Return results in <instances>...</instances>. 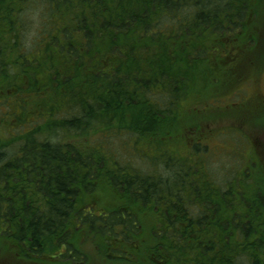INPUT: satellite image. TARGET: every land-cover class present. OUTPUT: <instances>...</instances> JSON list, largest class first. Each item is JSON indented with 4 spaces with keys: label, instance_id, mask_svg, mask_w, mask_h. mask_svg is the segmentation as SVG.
<instances>
[{
    "label": "trees",
    "instance_id": "16d2710c",
    "mask_svg": "<svg viewBox=\"0 0 264 264\" xmlns=\"http://www.w3.org/2000/svg\"><path fill=\"white\" fill-rule=\"evenodd\" d=\"M255 5L0 0V104L8 103L13 128L29 120L20 138L0 142V244L26 258L80 262L87 258L80 239L88 237L105 258L132 264H264V182L253 179V166L219 186L208 159L193 164L165 151L180 132L172 120L185 125L178 107L186 87L212 58L224 59L219 48L236 46ZM32 10L39 29L27 49ZM185 58L192 70L181 66ZM110 118L123 127L109 129ZM85 125L100 131L97 140L47 136ZM121 132L155 163L153 173L118 157L108 137ZM191 149L207 152L197 142ZM170 168L175 181L161 180Z\"/></svg>",
    "mask_w": 264,
    "mask_h": 264
},
{
    "label": "rangeland",
    "instance_id": "374dc122",
    "mask_svg": "<svg viewBox=\"0 0 264 264\" xmlns=\"http://www.w3.org/2000/svg\"><path fill=\"white\" fill-rule=\"evenodd\" d=\"M261 1L254 0L259 4L255 5L257 11L251 13L246 31L237 32L239 38L235 40L236 46L234 48H219L222 53L226 52L223 54L224 59L220 60L222 59L220 55L212 58L211 63L209 62L207 65L206 74L200 76L198 72L191 74V77H199L186 87L187 96L179 102L178 107V113L186 118L185 125L183 128L174 126L176 122L172 120L170 126L173 130L180 132L174 137L173 142H169L165 147L167 153L177 156L178 159L180 157L185 162L195 164L208 159V170L212 174L215 184L219 186L226 184L228 178L243 166H253L251 168L253 179L259 177L264 182V113L262 114L258 107H256L258 110H246V106L243 105L244 97L252 94H258L264 100V0ZM27 15L32 25H29L28 31L24 34L23 46L31 49L36 44L34 40L38 36L40 13L38 10L36 12L32 10ZM222 42L226 46L230 43L228 40H222ZM254 45L259 46L252 48ZM248 48H252L251 51ZM166 62L167 65L165 62L160 64L167 67L169 63ZM150 63L155 64L156 62L152 60ZM189 64V58L181 61L182 67H189V70H192ZM239 89L242 90L239 91ZM5 105L7 106L8 103L0 104V142L2 143L20 138L21 136L18 135L27 131L29 125L27 118H24V125L14 128L13 122L5 123L9 118L8 115H4L7 110ZM18 109L19 106L15 105L13 112L16 113ZM242 109L247 112H242ZM189 114L195 116L192 117L193 122L188 119ZM107 121H111L109 129L123 127V124L117 119L110 118ZM98 133L93 129V126L85 125L79 133H75L71 129L65 134L54 132L47 136L53 141L78 143L79 139H83L85 143H89ZM126 134L125 132L109 133L108 140L116 148L118 157L132 161L135 168L141 173H153L152 166H155V163H150L149 158L143 157L142 152H139L138 149L131 148L128 145L131 142ZM95 139L97 140L96 137ZM194 142L205 147L207 154L193 152L191 144ZM6 144L5 142L4 145ZM173 145L176 147L175 151H172ZM151 149L154 148L146 149L149 154L152 153ZM163 165L164 163L161 161L157 166L158 171H163ZM172 170L170 168L169 176L163 172V178L160 175L158 177H161V180L175 181V172ZM260 232L258 230V234ZM96 244L98 245V242ZM80 245L87 254L84 264H132L120 258H105L88 237L81 238ZM11 249L13 248L0 244V264H71V262L57 258L33 260L23 257L15 249Z\"/></svg>",
    "mask_w": 264,
    "mask_h": 264
},
{
    "label": "flooded vegetation",
    "instance_id": "af4514ba",
    "mask_svg": "<svg viewBox=\"0 0 264 264\" xmlns=\"http://www.w3.org/2000/svg\"><path fill=\"white\" fill-rule=\"evenodd\" d=\"M242 89H239V91H241ZM238 91V89H237ZM236 94V92H235ZM244 100H245V103H243V105L246 106V110H251L253 111V109L255 110H261L262 114L264 113V100H262L258 94H252L251 96H248V97H244ZM250 107V108H248ZM258 107V109L256 108ZM242 112H247V111H244V109H242ZM64 248H63V253H64ZM62 253V255H63ZM39 257H35L33 260H40L38 259ZM53 258H57V259H60L62 261H67V262H71V264H84L85 261H77V262H74V260L72 259V261H69L68 257L67 258H63V257H53ZM42 259V258H41ZM159 264H166V261L164 259H160L159 261Z\"/></svg>",
    "mask_w": 264,
    "mask_h": 264
},
{
    "label": "bare ground",
    "instance_id": "6f19581e",
    "mask_svg": "<svg viewBox=\"0 0 264 264\" xmlns=\"http://www.w3.org/2000/svg\"><path fill=\"white\" fill-rule=\"evenodd\" d=\"M258 205V204H257Z\"/></svg>",
    "mask_w": 264,
    "mask_h": 264
}]
</instances>
